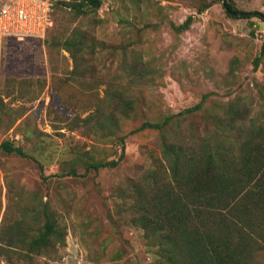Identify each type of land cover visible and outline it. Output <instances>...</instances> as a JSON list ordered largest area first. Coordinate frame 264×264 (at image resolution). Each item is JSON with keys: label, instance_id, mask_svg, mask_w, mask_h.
Listing matches in <instances>:
<instances>
[{"label": "rangeland", "instance_id": "1", "mask_svg": "<svg viewBox=\"0 0 264 264\" xmlns=\"http://www.w3.org/2000/svg\"><path fill=\"white\" fill-rule=\"evenodd\" d=\"M222 1L103 0L76 18L57 5L43 37L6 38L0 52V99L7 104L0 107V141L9 139L27 155L0 149V264L159 262L157 240L132 222L126 192L131 180L141 182L155 168L151 156H161L160 136L150 129L129 131L144 119L195 104L206 92V109L182 122L184 134L191 123L202 132L205 113L219 112L220 102L239 103L246 124L264 127V24L254 16L228 15ZM225 1L239 11L264 12V0ZM188 15L193 22L176 31L172 23ZM74 27L88 34L76 70L81 79H67L75 75H69L72 58L46 43L62 40ZM129 58L141 67L138 76H127L121 63ZM130 78L134 115L122 121L121 134L127 135L121 158L116 140L89 137L87 127L71 120L93 108L105 90L102 79ZM89 157L120 160L96 170L86 168ZM72 167L76 175L68 173ZM42 203L66 232L64 244L24 259L22 246L8 243L7 228L32 233ZM254 258L264 264V248Z\"/></svg>", "mask_w": 264, "mask_h": 264}, {"label": "trees", "instance_id": "2", "mask_svg": "<svg viewBox=\"0 0 264 264\" xmlns=\"http://www.w3.org/2000/svg\"><path fill=\"white\" fill-rule=\"evenodd\" d=\"M102 2L59 0L54 7H64L76 18L96 10ZM225 3L230 10L239 12L232 2ZM209 5L200 6L198 12ZM225 11L232 17L254 16L264 24L262 11H241L244 13L235 15ZM193 20L188 15L183 22L172 26L176 31L185 30ZM87 37L85 31L74 27L62 40L52 37L46 42L49 47L58 45L72 58L73 69L69 75H75L67 79H81L76 70L83 58ZM253 63L256 69L259 56H255ZM121 64L129 77L142 73L139 65L131 64V58ZM102 83L105 90L94 98L93 108L71 121L87 127L89 137L116 140L121 146L122 158L127 135L121 134L122 121L134 115L131 78L127 81L102 79ZM10 94L11 91L7 95ZM209 95L203 93L198 102L177 112L144 119L129 131L150 129L160 136L161 156L155 153L151 156L155 168L147 169L140 177L141 182L131 180L130 191L126 192L132 222L157 240V264H256V252L264 248V140L260 138L264 127L246 124L247 112L239 103L220 102L219 112L205 113L202 132L195 130L191 123L188 133L184 134L182 122L206 109ZM5 104L1 98L0 107ZM0 149L27 155L22 146L9 139L0 141ZM120 157L110 160L89 157L85 165L96 170L113 167ZM68 173L76 175L77 170L72 167ZM37 214L41 222L32 233L17 231L14 226L7 228L8 243L22 246L24 259L55 251L64 244L66 232L58 225L55 212L48 204L39 205ZM4 251L1 248V253Z\"/></svg>", "mask_w": 264, "mask_h": 264}, {"label": "built area", "instance_id": "3", "mask_svg": "<svg viewBox=\"0 0 264 264\" xmlns=\"http://www.w3.org/2000/svg\"><path fill=\"white\" fill-rule=\"evenodd\" d=\"M57 0H0V52L6 38H41Z\"/></svg>", "mask_w": 264, "mask_h": 264}, {"label": "water", "instance_id": "4", "mask_svg": "<svg viewBox=\"0 0 264 264\" xmlns=\"http://www.w3.org/2000/svg\"><path fill=\"white\" fill-rule=\"evenodd\" d=\"M223 5H224L225 9H226L228 12L232 13L233 15H235V14H243V13H244V12H241V11L237 12V11H232V10H230V9L227 7V5H226L225 0H223Z\"/></svg>", "mask_w": 264, "mask_h": 264}]
</instances>
